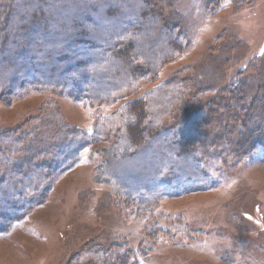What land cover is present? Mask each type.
I'll list each match as a JSON object with an SVG mask.
<instances>
[{"label": "rangeland", "instance_id": "1", "mask_svg": "<svg viewBox=\"0 0 264 264\" xmlns=\"http://www.w3.org/2000/svg\"><path fill=\"white\" fill-rule=\"evenodd\" d=\"M120 1L117 32L128 15L140 16L144 7L140 0ZM150 1L147 10L162 16L154 18L150 30L138 28L145 52L151 55L148 48L171 18V37L180 36L177 40L186 49L161 59L156 77L143 79L139 90L114 102L94 108L61 97L60 106L67 122L91 131L100 113L120 111L127 102L146 103L144 96L156 87L155 95L170 93L174 99L181 94L177 103L188 111L186 116L202 110L201 115L192 122L164 116L163 123L173 121L168 125L173 141L192 139L186 152L191 158L177 161L165 153L152 161L159 148L155 143L143 155L151 165H143L141 179L131 169H113L121 183L131 176L148 187L151 181L152 188L160 185L156 193L139 198L113 177L102 181L97 175L98 160L91 152L113 139L83 150L74 166L55 180L44 202L0 233V264H118L110 257L114 254H99L105 244L113 252L122 248L130 264H264V0ZM59 39L64 42L65 37ZM193 81L204 88L197 95ZM50 97L55 96L31 92L19 101L1 102L0 128L18 126ZM165 107L162 103L151 112ZM222 151H231L230 157L206 160ZM169 162L217 172L210 170L209 186H174L175 178L167 172L156 176L160 165Z\"/></svg>", "mask_w": 264, "mask_h": 264}, {"label": "trees", "instance_id": "2", "mask_svg": "<svg viewBox=\"0 0 264 264\" xmlns=\"http://www.w3.org/2000/svg\"><path fill=\"white\" fill-rule=\"evenodd\" d=\"M140 4L144 6L140 16L128 15L125 27L117 32L123 5L120 0H0V103L19 101L31 92L55 96L18 126L0 128V233L9 231L15 222L42 204L55 180L74 166L82 151L100 142L113 139L107 147L91 152V157L98 160L97 175L102 181L113 177L114 182L130 191L128 194L134 192L139 198L142 193H156L160 185L153 189V181L149 180L148 187L144 182L133 181L131 176L121 183L119 175L111 174L113 169H131L141 179L139 171L146 172L143 165H151L143 155L155 143L154 147L159 148L152 161L165 153L172 154L177 161L191 158L186 152L193 147L192 139L173 141V129L168 125L178 119L192 122L202 110L196 112L198 116H186L188 111L184 112L177 103L181 94L174 99L170 93L156 96V87L144 96L146 103L127 102L120 111L100 113L91 131L67 122L60 106L61 97L94 108L114 102L122 94L139 90L143 79L156 77V64L161 59L170 60L186 49L177 40L180 36L171 37V33L175 35L170 29L174 24L171 18L167 24H161L164 33L155 44L150 41L149 56L139 38L140 29L150 30V24H155L162 13L147 10L152 4L150 0H140ZM60 37H65L64 42ZM49 38L54 41L48 42ZM191 83H195L192 87L197 90L196 95L204 90L197 82ZM162 103H166L165 109L152 114L153 108ZM177 112L180 118L175 116ZM164 116H172L173 121L164 124ZM149 141L150 148L149 144L146 146ZM229 152L222 151L220 156L211 155L206 160L228 159ZM170 164L160 165L156 176L167 172L175 178L174 186L182 182L196 187L211 184V167L200 171L198 167L190 170ZM111 250L105 244L99 254H114L110 257L118 264H130L128 255L120 252L122 248Z\"/></svg>", "mask_w": 264, "mask_h": 264}]
</instances>
